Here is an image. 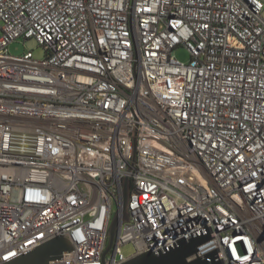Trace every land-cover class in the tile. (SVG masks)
<instances>
[{
    "label": "built area",
    "instance_id": "2783aa9c",
    "mask_svg": "<svg viewBox=\"0 0 264 264\" xmlns=\"http://www.w3.org/2000/svg\"><path fill=\"white\" fill-rule=\"evenodd\" d=\"M207 235L189 261L264 264L262 1L0 0V264L57 237L50 264Z\"/></svg>",
    "mask_w": 264,
    "mask_h": 264
},
{
    "label": "water",
    "instance_id": "95a60500",
    "mask_svg": "<svg viewBox=\"0 0 264 264\" xmlns=\"http://www.w3.org/2000/svg\"><path fill=\"white\" fill-rule=\"evenodd\" d=\"M128 198L129 195L126 190L123 196L124 211L126 210ZM124 220H128L126 214L124 215ZM119 222V217L115 216L111 223L110 241L105 255L112 248ZM209 239V235L196 236L189 240L183 237L178 242V245L169 251L141 254L128 260L124 264H222V261L216 258L217 253L215 251L210 252L204 258L198 257L193 261H189V258L197 255L200 246L204 245ZM72 249L73 247L68 240L63 237H57L4 264H50L52 260L61 258L65 251H71Z\"/></svg>",
    "mask_w": 264,
    "mask_h": 264
},
{
    "label": "rangeland",
    "instance_id": "374dc122",
    "mask_svg": "<svg viewBox=\"0 0 264 264\" xmlns=\"http://www.w3.org/2000/svg\"><path fill=\"white\" fill-rule=\"evenodd\" d=\"M261 1L264 4V0ZM29 49L33 51L34 57L36 59H43L45 57L46 51L44 48L35 45L33 42L24 41L23 39L13 42L9 46V53L14 56H20L26 53V51ZM175 54L176 57L182 62L187 63L190 60L188 51L183 47L178 48ZM122 252L125 256L130 257L135 253V248L133 245L129 244L122 247Z\"/></svg>",
    "mask_w": 264,
    "mask_h": 264
}]
</instances>
